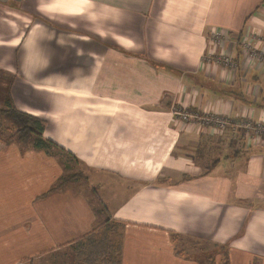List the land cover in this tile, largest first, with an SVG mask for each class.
Returning <instances> with one entry per match:
<instances>
[{
  "label": "crops",
  "instance_id": "0c3cea01",
  "mask_svg": "<svg viewBox=\"0 0 264 264\" xmlns=\"http://www.w3.org/2000/svg\"><path fill=\"white\" fill-rule=\"evenodd\" d=\"M249 41L264 54V0H0L7 101L85 168L71 182L60 155L0 142V264L71 262L107 219L120 264H264V140L236 125L264 121ZM222 49L232 73L207 62Z\"/></svg>",
  "mask_w": 264,
  "mask_h": 264
},
{
  "label": "trees",
  "instance_id": "16d2710c",
  "mask_svg": "<svg viewBox=\"0 0 264 264\" xmlns=\"http://www.w3.org/2000/svg\"><path fill=\"white\" fill-rule=\"evenodd\" d=\"M0 117L8 120L14 127L13 134L9 140L4 141L5 143L12 142L13 137L17 139L14 142L27 143L32 135H35V148L47 152L49 148L55 149L62 153L61 156L71 158L68 152L55 143L42 138L44 122L36 116L19 111L9 103L0 109ZM123 226L122 222L107 219L96 226L91 233L77 240L73 246L75 264H120ZM171 238L175 246L182 240L181 235L171 234ZM203 264H215L213 255L208 256ZM220 264H228L226 251L221 252Z\"/></svg>",
  "mask_w": 264,
  "mask_h": 264
},
{
  "label": "built area",
  "instance_id": "2783aa9c",
  "mask_svg": "<svg viewBox=\"0 0 264 264\" xmlns=\"http://www.w3.org/2000/svg\"><path fill=\"white\" fill-rule=\"evenodd\" d=\"M209 41L213 44L221 45L225 42L224 36L221 32L217 30L210 31ZM243 48L245 55L247 56V61L250 63H256V61L263 62V53H257L253 48L251 41L243 43ZM208 63L217 65L219 64L221 68L225 69L228 73H232L235 70V63L226 49H222L218 53L210 52L208 54ZM264 64V63H263ZM177 115L184 121H200L204 125L212 126L214 129L221 131L227 125L228 120L226 117L219 114H206L197 115L190 114L185 110H177ZM237 126L243 127L247 132L251 134L252 137L258 138L260 141L264 140V121H251L246 120L243 122H238Z\"/></svg>",
  "mask_w": 264,
  "mask_h": 264
},
{
  "label": "rangeland",
  "instance_id": "374dc122",
  "mask_svg": "<svg viewBox=\"0 0 264 264\" xmlns=\"http://www.w3.org/2000/svg\"><path fill=\"white\" fill-rule=\"evenodd\" d=\"M8 81H9V79H5L4 75L0 74V109L4 108L5 106H7L9 104V102L7 101V94H8L7 93V91H8L7 87L8 86L6 85L8 83ZM33 99L32 100L28 99V101H30L31 104L33 103L32 106L37 107V108H41V105H40L41 101L39 100V102H40L39 103L38 101H34ZM175 112H176V115H177V111H175ZM37 118L42 120V122H44V126H45V119H42L40 117H37ZM13 132H14V127L12 126V124L8 120H5L4 118L0 117V142H4L5 140H9L10 136L13 134ZM35 137H36L35 135H32L31 139L27 143H19V147L27 148V147H31L32 145L34 146ZM42 138L43 139H47V138H45L43 136V134H42ZM16 140H17L16 137H13V141L12 142H14ZM48 153H50L51 155L57 156V157H58V155H60V159H62L63 161L67 159V161L70 162L66 166L67 173L63 176V178H65V177L69 178L71 180V182L72 181L81 182V178H79V176H78L79 174H77V173H80V175L82 176L85 173V170H84L85 168L80 167V166H76L73 163V161H70V160H72V158L61 156L62 153H60L58 150H52L51 148H49ZM182 247H184V246L182 245ZM199 248L201 249L200 246H199ZM72 253L73 252L69 253L70 257L72 256ZM74 258L75 257H74V253H73V257H71V259L69 260V261H71V260H73V261L68 262L66 264H75ZM34 264H37V262H35ZM47 264H65V263L59 262L58 256H55L53 258V260H49L47 262Z\"/></svg>",
  "mask_w": 264,
  "mask_h": 264
}]
</instances>
